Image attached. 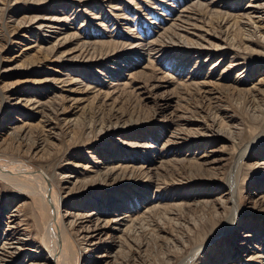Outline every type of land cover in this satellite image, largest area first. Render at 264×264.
<instances>
[{
	"label": "rangeland",
	"instance_id": "374dc122",
	"mask_svg": "<svg viewBox=\"0 0 264 264\" xmlns=\"http://www.w3.org/2000/svg\"><path fill=\"white\" fill-rule=\"evenodd\" d=\"M258 15L264 0H0V168L43 171L64 200L63 264H264ZM26 175L0 177V264H53Z\"/></svg>",
	"mask_w": 264,
	"mask_h": 264
},
{
	"label": "bare ground",
	"instance_id": "6f19581e",
	"mask_svg": "<svg viewBox=\"0 0 264 264\" xmlns=\"http://www.w3.org/2000/svg\"><path fill=\"white\" fill-rule=\"evenodd\" d=\"M249 6L253 8L256 7V5H249ZM249 6H246L247 9H250ZM262 7L254 9L253 13L259 12L258 9H261ZM257 17L258 19L264 20V17L261 15H258ZM236 62L232 60L230 62V64H232L231 66L237 65ZM0 162L2 165V161ZM23 173L24 174L27 173V175H29L31 179H33V182H36L39 185V187H37L38 189L31 190V192H33V194L36 195L38 199V201H36L38 203L37 205L38 209L42 211L45 209H48L49 218H48V222L46 225V231H45L46 232L45 249L47 251V254L49 258L52 259L53 264H63L66 257L69 256L70 258V255H69L70 251L66 249L68 248L66 245L67 239L65 238V234H64V231H66V225H64V215H62V212H61V206L64 200L59 198L58 194L54 190L53 185L51 184V181L49 180V178L43 171H40V170L38 171L31 166L24 165L20 161L17 162L15 160L10 161V162L7 161L6 163L3 164L2 168H0V177L3 176L4 178H6V180H9V179L16 180L17 178H19L20 180L22 179L21 175H23ZM23 178L25 177L23 176ZM19 180L17 181V183L19 182ZM10 183H15V181L10 182ZM232 204L233 206H235V199H233ZM85 207H87V205L84 206V208ZM233 215H234V212H233ZM43 216L47 217V215L44 213H43ZM127 216H128L127 214L124 216H121L120 219L127 217ZM97 233H98V229H93L90 231L87 230L84 235H81V237L86 238L88 237V235L90 237V236L96 235ZM20 241L15 239L8 243L3 242L2 246H5V244H9L13 246L14 243H20ZM93 246H94L92 247L93 250L98 247V245L96 244H94ZM15 247H19V246H15Z\"/></svg>",
	"mask_w": 264,
	"mask_h": 264
}]
</instances>
